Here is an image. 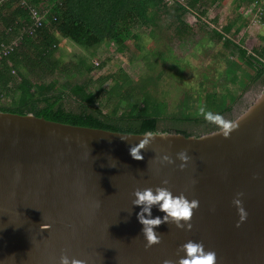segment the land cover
Segmentation results:
<instances>
[{
	"label": "water",
	"instance_id": "water-1",
	"mask_svg": "<svg viewBox=\"0 0 264 264\" xmlns=\"http://www.w3.org/2000/svg\"><path fill=\"white\" fill-rule=\"evenodd\" d=\"M233 121L227 136L220 127L198 136L151 132L134 159L129 145L148 132L0 111V264H58L61 254L85 264H175L187 240L214 250L215 264H264V85ZM182 149L190 156L183 169ZM161 153L173 163L153 159ZM156 186L199 207L191 229L164 221L159 243L145 248L133 192ZM236 192L248 213L238 227ZM151 214L164 215L156 206Z\"/></svg>",
	"mask_w": 264,
	"mask_h": 264
},
{
	"label": "trees",
	"instance_id": "trees-1",
	"mask_svg": "<svg viewBox=\"0 0 264 264\" xmlns=\"http://www.w3.org/2000/svg\"><path fill=\"white\" fill-rule=\"evenodd\" d=\"M236 8L250 9L254 0H233ZM215 0H0V44L17 39L20 44L7 56H0V111L19 115L32 113L47 120L142 134L158 130L159 121L168 118L177 122L206 123L203 114L189 117L184 113L168 116L167 105L154 97L152 76L131 78L122 67L114 72L95 76L106 61L95 63L89 56L64 62L57 57L61 39H67L86 52L110 43L130 62L142 50V38L153 44H163L165 50L152 47L141 59L149 72L157 73L159 62L168 60L174 50L180 54L193 44V28L187 22L190 15L197 20L207 17ZM29 8L43 16L40 27L28 34L32 25ZM264 17V15H263ZM262 17V18H263ZM262 20V19H261ZM203 22L201 21V24ZM207 23V22H206ZM212 25L217 20H211ZM206 33L216 35L227 64L230 81L244 85H264V51L260 55L248 52L242 42L235 41L239 29L230 35L205 23ZM227 30H230L227 29ZM177 64L170 66L174 69ZM159 70L156 78L161 76ZM237 73V74H236ZM216 96L211 105L203 107L213 113H231L235 96ZM65 102L74 108L66 107ZM112 109L110 110V107ZM230 116L228 121L232 120ZM218 129L203 128V133ZM163 132L196 135L183 129L164 128Z\"/></svg>",
	"mask_w": 264,
	"mask_h": 264
},
{
	"label": "rangeland",
	"instance_id": "rangeland-1",
	"mask_svg": "<svg viewBox=\"0 0 264 264\" xmlns=\"http://www.w3.org/2000/svg\"><path fill=\"white\" fill-rule=\"evenodd\" d=\"M253 13H249L248 9L237 11L234 2L229 4L223 0H215L208 9L206 19L203 18L201 21L210 29L216 28L221 33L228 35L238 28L239 33L235 41L242 42L248 52L260 55L264 51V40L262 39V37L264 38V23L251 24ZM213 19L217 20L216 25L211 24ZM201 21H198L194 14L188 16L187 22L193 28V44L183 54L174 50L167 55V61L159 62L156 71L159 73L161 70L162 73L158 78H156L157 73L147 70L141 58L149 54L152 47L159 50H165V47L163 44H161L162 46L153 44L146 36L141 41L142 50L133 58L132 62L129 59V52L122 53L114 44L108 42L101 44L89 53L67 39H61L57 57L64 62L74 61L81 56H89L95 63L105 60V68L95 72V76L114 72L119 66L135 80L139 76H152L149 83L154 87V97L158 101H164L167 105L168 116L175 118L180 116L183 103L184 113L187 117L194 110V114L200 116V108L206 105L210 106L216 96H226L229 102L228 95H234L235 99L230 102L233 104L232 110L229 113L234 118L253 101L262 86L249 84L248 80L243 81L244 85H239L236 81L233 82L227 78L225 72L227 64L225 59L220 56L221 42L216 35L212 36L206 33V26H203ZM229 28L230 30H227ZM173 64H177V66L171 69L170 66ZM65 105L74 108L67 102ZM229 114L221 115L225 122H228ZM213 127L221 126L209 121L206 123H195L191 120L177 122L170 118L158 123L159 131L164 128H178L194 134H202L203 128Z\"/></svg>",
	"mask_w": 264,
	"mask_h": 264
},
{
	"label": "clouds",
	"instance_id": "clouds-1",
	"mask_svg": "<svg viewBox=\"0 0 264 264\" xmlns=\"http://www.w3.org/2000/svg\"><path fill=\"white\" fill-rule=\"evenodd\" d=\"M206 121L220 125V131L224 136H227L232 128L236 127V122H225L219 113H213L210 110H205L203 107L199 110ZM153 133L148 132L145 134L137 144L129 145V154L134 159H142L140 148L145 147L150 143V137ZM164 136L167 133H159ZM159 161L160 164L165 162L168 164L173 163L172 157L167 153H161L153 157ZM176 159L181 163L179 167L183 169L189 161L187 149H182L176 153ZM167 184V180L162 181ZM194 183V181H193ZM135 197L132 200V205H140V211L137 212V219L141 223V233L146 241L145 248L150 247L155 243H159L161 236L155 230L156 226L164 221H169L176 224L178 228L191 229L192 225L190 220L193 215V210L199 207V201L195 198L189 199L183 192L173 194L171 190L166 187L156 186L155 191L152 188H144L143 190L136 189L133 192ZM243 196L242 192H236L232 198V204L236 207L238 214L237 227L247 218V211L243 207V202L240 197ZM156 206L158 210L164 213L163 217L152 216L151 208ZM147 214V215H145ZM183 222V223H182ZM180 248L183 250L184 255L179 256L175 264H215L216 253L214 250L205 249L204 245L199 241L187 240ZM58 264H85L84 260L70 257L66 254H61ZM162 264H173L171 260H164Z\"/></svg>",
	"mask_w": 264,
	"mask_h": 264
},
{
	"label": "built area",
	"instance_id": "built-area-1",
	"mask_svg": "<svg viewBox=\"0 0 264 264\" xmlns=\"http://www.w3.org/2000/svg\"><path fill=\"white\" fill-rule=\"evenodd\" d=\"M25 3V0H21V4ZM31 19H32V25L30 29H28V34H31L35 28L40 27L42 17L38 11L29 8ZM249 13H253V19L251 24L259 23L264 15V0H254V3L250 9H248ZM20 42L15 39L7 44H0V56H7L10 54L18 45Z\"/></svg>",
	"mask_w": 264,
	"mask_h": 264
},
{
	"label": "crops",
	"instance_id": "crops-1",
	"mask_svg": "<svg viewBox=\"0 0 264 264\" xmlns=\"http://www.w3.org/2000/svg\"><path fill=\"white\" fill-rule=\"evenodd\" d=\"M223 1H225V3H229V4H231V2L233 3L234 1L233 0H231V2H230V0H223ZM217 3H219V2H217ZM235 5H236V3H235ZM239 10H245L244 8H239V9H237V11H239ZM262 24L264 23V17L262 18V20L260 21ZM262 39L264 40V38L262 37Z\"/></svg>",
	"mask_w": 264,
	"mask_h": 264
}]
</instances>
